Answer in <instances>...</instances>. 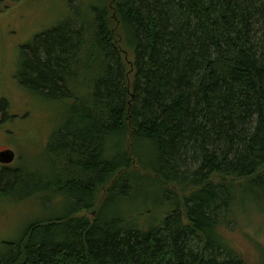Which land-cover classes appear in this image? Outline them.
<instances>
[{
    "label": "trees",
    "instance_id": "obj_1",
    "mask_svg": "<svg viewBox=\"0 0 264 264\" xmlns=\"http://www.w3.org/2000/svg\"><path fill=\"white\" fill-rule=\"evenodd\" d=\"M68 1L17 75L53 102L56 129L0 179L14 200L67 208L0 264H247L219 228L264 210V0ZM147 178L174 208L140 229L120 201Z\"/></svg>",
    "mask_w": 264,
    "mask_h": 264
},
{
    "label": "rangeland",
    "instance_id": "obj_2",
    "mask_svg": "<svg viewBox=\"0 0 264 264\" xmlns=\"http://www.w3.org/2000/svg\"><path fill=\"white\" fill-rule=\"evenodd\" d=\"M83 2L79 0L78 8ZM69 6L68 0L0 2V15H3L0 19H7L0 24H10L12 31V38L0 34V100L7 103V114L4 118L0 114V151L7 149L15 153V160L8 166L14 167L26 157L32 160L42 155L56 129L58 121L53 102L25 89L17 75L22 64V48L36 35L57 27L70 15ZM30 164L37 163L32 161ZM2 167L5 164L0 162V179ZM168 197L159 182L137 179L126 194L121 195L119 211L128 216L130 225L147 229L162 223L173 210L174 205ZM60 202L61 198L56 197L45 207L35 198L14 200L4 187V191H0V248L20 240L29 224L63 212L67 207ZM246 206L236 209L232 215L234 223L221 226L219 232L233 248L245 255L247 264H264V210Z\"/></svg>",
    "mask_w": 264,
    "mask_h": 264
},
{
    "label": "water",
    "instance_id": "obj_3",
    "mask_svg": "<svg viewBox=\"0 0 264 264\" xmlns=\"http://www.w3.org/2000/svg\"><path fill=\"white\" fill-rule=\"evenodd\" d=\"M15 160V153L11 150H4L0 152V162L3 164L13 163Z\"/></svg>",
    "mask_w": 264,
    "mask_h": 264
},
{
    "label": "flooded vegetation",
    "instance_id": "obj_4",
    "mask_svg": "<svg viewBox=\"0 0 264 264\" xmlns=\"http://www.w3.org/2000/svg\"><path fill=\"white\" fill-rule=\"evenodd\" d=\"M3 0H0V2H2ZM17 2V1H16ZM1 17H3V15H0ZM3 20H7V19H4V18H2V19H0V21H3ZM9 25L10 24H7V23H1L0 24V34H2V35H6L5 37H8V38H12V34H10L12 31L9 29ZM4 100V99H3ZM4 150H7V149H4ZM4 150H2V151H4ZM1 152V151H0ZM7 165V166H6ZM9 166H11V165H9ZM5 167H8V164H5Z\"/></svg>",
    "mask_w": 264,
    "mask_h": 264
}]
</instances>
